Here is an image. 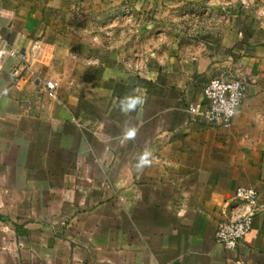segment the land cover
<instances>
[{"label": "crops", "instance_id": "1", "mask_svg": "<svg viewBox=\"0 0 264 264\" xmlns=\"http://www.w3.org/2000/svg\"><path fill=\"white\" fill-rule=\"evenodd\" d=\"M193 1L0 0L26 60L0 69V264H264V13L228 2L195 32L178 18L209 4ZM236 67L249 84L231 126L191 123L187 103ZM136 88L146 102L126 116ZM126 120L139 132L122 144ZM239 186L259 201L230 251L216 231Z\"/></svg>", "mask_w": 264, "mask_h": 264}, {"label": "built area", "instance_id": "2", "mask_svg": "<svg viewBox=\"0 0 264 264\" xmlns=\"http://www.w3.org/2000/svg\"><path fill=\"white\" fill-rule=\"evenodd\" d=\"M14 58H19L24 66L25 56H21L0 34V69L9 59ZM192 60L196 58L193 57ZM19 70V65H15L10 73L18 77ZM248 84L238 67L220 72L202 88L200 101L187 103L189 121L212 127L231 126L247 95ZM45 87L49 93L54 92L55 85L51 80L45 81ZM235 200L236 205L229 218L220 223L216 231V241L230 251L237 249L252 228L257 215L259 192L254 187L239 186L235 191Z\"/></svg>", "mask_w": 264, "mask_h": 264}, {"label": "rangeland", "instance_id": "3", "mask_svg": "<svg viewBox=\"0 0 264 264\" xmlns=\"http://www.w3.org/2000/svg\"><path fill=\"white\" fill-rule=\"evenodd\" d=\"M192 2V0H189ZM209 4L206 5H194L190 4L189 10L184 9L179 12L178 18L182 20L185 27L195 32H204L213 30V23L218 22L220 19L222 22L227 20L226 11L223 7L229 2L231 4H241L243 7L252 9L255 6L261 5L258 11L264 13V0H207ZM197 1H193V3ZM194 5V6H193ZM85 9V7L83 8ZM228 15V14H227ZM143 17L133 16L134 22L143 21ZM131 22V21H130Z\"/></svg>", "mask_w": 264, "mask_h": 264}, {"label": "clouds", "instance_id": "4", "mask_svg": "<svg viewBox=\"0 0 264 264\" xmlns=\"http://www.w3.org/2000/svg\"><path fill=\"white\" fill-rule=\"evenodd\" d=\"M4 95H7V89H4ZM146 102V94L143 90L136 88L131 92L125 94L118 100V107L121 113L128 116L132 113H137L140 109H142L143 105ZM139 132V127L137 124L133 123L131 120H126L124 126L122 128L119 140L120 142L126 143L128 141L135 140ZM154 153L151 148H144L139 154L135 157V170L139 172H143V170L147 167H150L153 163Z\"/></svg>", "mask_w": 264, "mask_h": 264}]
</instances>
